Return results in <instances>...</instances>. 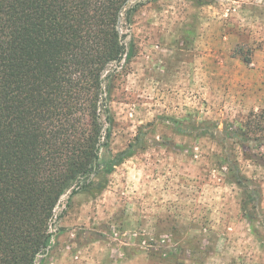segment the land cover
<instances>
[{
    "label": "rangeland",
    "instance_id": "obj_1",
    "mask_svg": "<svg viewBox=\"0 0 264 264\" xmlns=\"http://www.w3.org/2000/svg\"><path fill=\"white\" fill-rule=\"evenodd\" d=\"M202 1L131 2L144 3L130 29L121 25L136 54L116 81L100 159L137 137L140 150L99 197L61 198L50 249L36 264H264V131L255 130H264V0ZM193 122L210 129L199 136ZM227 125L257 134L231 140ZM228 158L255 191L254 224Z\"/></svg>",
    "mask_w": 264,
    "mask_h": 264
},
{
    "label": "trees",
    "instance_id": "obj_2",
    "mask_svg": "<svg viewBox=\"0 0 264 264\" xmlns=\"http://www.w3.org/2000/svg\"><path fill=\"white\" fill-rule=\"evenodd\" d=\"M132 1L0 0V264H36L50 249L61 198L99 197L140 150L137 137L111 161L100 159L115 122L116 81L136 54L121 31L144 4ZM168 120L188 134L183 121ZM191 124L199 136L210 129ZM251 130L227 125L223 134L250 140ZM227 164L229 180L243 190V215L254 224L255 191L236 162Z\"/></svg>",
    "mask_w": 264,
    "mask_h": 264
}]
</instances>
